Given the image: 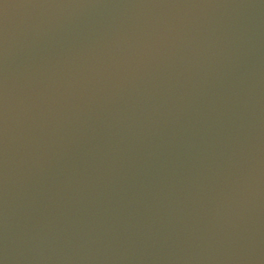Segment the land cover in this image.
I'll return each instance as SVG.
<instances>
[{"label":"water","instance_id":"1","mask_svg":"<svg viewBox=\"0 0 264 264\" xmlns=\"http://www.w3.org/2000/svg\"><path fill=\"white\" fill-rule=\"evenodd\" d=\"M0 264H264V0H0Z\"/></svg>","mask_w":264,"mask_h":264}]
</instances>
